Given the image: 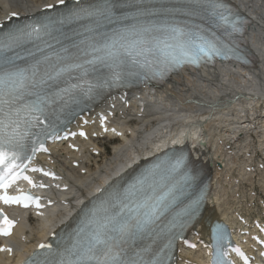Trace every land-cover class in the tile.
I'll list each match as a JSON object with an SVG mask.
<instances>
[{"label":"snow or ice","instance_id":"1","mask_svg":"<svg viewBox=\"0 0 264 264\" xmlns=\"http://www.w3.org/2000/svg\"><path fill=\"white\" fill-rule=\"evenodd\" d=\"M238 23L223 0H75L58 15L0 31V202L41 207L39 197L22 189L9 195V189L20 180L45 187L26 173L42 171L31 161L47 151L44 140L55 137L65 109L132 77L163 78L185 63L229 58L235 49L217 30L226 37L242 34ZM176 174L179 181L172 180ZM193 179L181 155L98 190L77 227L55 249L38 245L45 251L24 264H167L172 229L182 227L181 217L194 215L202 199L174 212ZM14 224L0 210V235H11ZM164 238L168 243L154 249ZM214 264L230 262L221 255Z\"/></svg>","mask_w":264,"mask_h":264},{"label":"bare ground","instance_id":"2","mask_svg":"<svg viewBox=\"0 0 264 264\" xmlns=\"http://www.w3.org/2000/svg\"><path fill=\"white\" fill-rule=\"evenodd\" d=\"M58 0H0V20L11 13L26 15ZM251 18L245 40L258 57V64L245 69L240 64L222 63L215 69L204 68L187 71L172 79L165 86L136 93H123L109 99L99 111L115 114V132L129 131L127 142L117 146L114 155L98 161L101 143L88 142L79 146L63 143L53 149L45 164L57 168L58 178L46 185L59 204L52 205L44 223L30 227L22 246L33 248L35 239L45 241L106 181L116 175L115 164L125 157L129 161L138 157L150 158L169 148L188 144L195 158L204 161L213 171L214 191L206 210L207 217L194 229L191 242L202 247L209 233V222L230 221L240 232L243 244L253 241V227L248 216L250 210L260 209L254 202L256 184L264 190V2L263 0H230ZM85 120H92L86 118ZM85 120L80 121V125ZM133 123L126 125V122ZM104 126H109L107 123ZM97 132L92 131L91 134ZM257 137V141L252 138ZM95 141V139H94ZM255 148L261 157L253 164ZM260 150V151H259ZM254 153V154H253ZM242 155V160L239 156ZM257 156V154H256ZM117 159V162H116ZM120 159V160H119ZM54 161V163H53ZM92 162L96 165L91 168ZM238 168V177L232 175ZM64 172L68 173L65 177ZM102 173V175H101ZM80 175V176H78ZM78 177V178H77ZM244 182L253 188L245 192ZM67 187L66 190H63ZM83 190H91L86 198L71 201ZM249 199V201H247ZM264 210V208H262ZM258 217H261L258 216ZM263 228L262 226H259ZM260 236L259 230L254 231ZM198 249L186 250L180 264H193L199 260ZM14 262L13 253H0V264Z\"/></svg>","mask_w":264,"mask_h":264},{"label":"rangeland","instance_id":"3","mask_svg":"<svg viewBox=\"0 0 264 264\" xmlns=\"http://www.w3.org/2000/svg\"><path fill=\"white\" fill-rule=\"evenodd\" d=\"M257 137H253L252 138V140H254V141H257V139H256ZM102 143V142H101ZM260 151V150H259ZM255 152H257V153H255V155H254V160H253V164L254 165H256L255 164V160L257 161L258 160V158L259 157H261V153L260 152H258V148L256 149L255 148ZM254 154V153H253ZM256 154H257V156H256ZM243 156L242 155H240L239 156V158L242 160L243 158H242ZM244 164V161L242 160V166H244L243 165ZM232 175H235L236 177H238V180H239V176H238V168L235 170V172L234 173H232ZM251 186L249 185V183H247V182H244V186H243V188H244V190H246L245 192H247L248 191V193H249V190H251V188H250ZM253 189V188H252ZM255 192H256V194H257V197H256V199L254 200V202H256V203H260V202H258V201H260V200H262V201H264V190H263V187H262V185H258V184H256V186H255ZM247 201H249V199H247ZM258 208H252V210H254V211H256ZM246 214H248V213H246Z\"/></svg>","mask_w":264,"mask_h":264}]
</instances>
